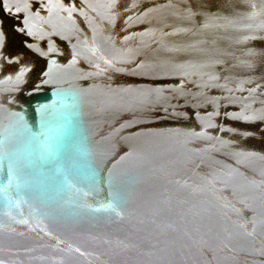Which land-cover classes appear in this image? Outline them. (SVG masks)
Returning a JSON list of instances; mask_svg holds the SVG:
<instances>
[{
    "label": "water",
    "instance_id": "water-1",
    "mask_svg": "<svg viewBox=\"0 0 264 264\" xmlns=\"http://www.w3.org/2000/svg\"><path fill=\"white\" fill-rule=\"evenodd\" d=\"M0 264H264V0H0Z\"/></svg>",
    "mask_w": 264,
    "mask_h": 264
}]
</instances>
